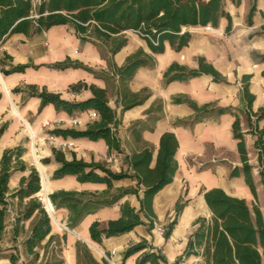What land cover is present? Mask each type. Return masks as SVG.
<instances>
[{"label": "crops", "instance_id": "0c3cea01", "mask_svg": "<svg viewBox=\"0 0 264 264\" xmlns=\"http://www.w3.org/2000/svg\"><path fill=\"white\" fill-rule=\"evenodd\" d=\"M32 1L37 4L40 0ZM253 3L256 10L249 22L248 13ZM223 5L231 16L230 31H225L227 25L225 17H220L216 26L184 27L183 29L190 31L191 38L180 50L173 49L166 42L163 52L152 53L146 40L140 38L134 31L127 30L122 33L126 43L111 54L109 48L104 46L97 48L93 43L81 40L70 25H55L30 35L13 33L0 42V66L7 69L10 65H30L21 72L6 75L0 72V125L8 122L7 128L0 135V157L4 149L23 145L25 153L22 159L29 166H34L39 173L41 185L36 196L44 203L43 205H47L46 198L56 190L102 193L107 190V184L80 182L75 175H65L56 179L51 177L59 162L52 155V148L56 146L51 142H45L43 134L53 128L85 129L91 122L88 120V110L75 111L69 115L65 111L55 110L52 104H47L38 112L40 99L36 96H27L23 91L13 92L12 89L15 87L36 84L48 91L58 92L62 98L72 101L84 100L91 96L89 89L72 91L69 88L78 81L106 89L108 105L116 117L113 131L119 139L120 151L109 152L103 139L93 141L87 138L60 136L73 143V146L63 150L66 159H71L74 155L87 162L104 161L112 171L131 172L126 161L127 155L150 147L153 150V165L161 134L171 131L178 140L175 153L178 167L172 181L153 197L152 205L156 220L151 230H148L145 224H140L119 236L103 237L101 244L90 238V224L98 220L104 225L107 220L118 218L123 202L128 201L136 210L139 209V197L135 194H127L116 203L85 215L71 228L67 225L68 210L55 208L49 199L50 206L54 209L52 214L48 210L52 219L51 233L59 236L65 234V241L62 243L65 247L61 251L63 264H77L75 251L77 241L87 244L92 255L98 260L103 257L101 253L104 252L110 258L108 260L110 264H136L141 252L126 258H123V253L129 245L142 238L153 246L152 250L160 251L165 257V261L160 264H174L175 259L185 249L188 236L194 231L193 224L196 218L211 216L203 198V189L220 187L230 195L244 198L249 207H252L253 196L243 175L230 178L229 173L233 167L241 166L237 140L232 135L234 113L240 116L243 131H247V122L244 119L247 106L242 96V76L246 74L251 76L249 91L254 95L252 110L257 111L264 106V76L261 74L264 70V59L261 57L264 55V33L261 30V26L264 25V0H241L238 4L231 0H223ZM138 50L152 56L153 63L139 67L128 81L127 87L139 97L143 95L146 97L141 103L124 108L125 100L122 97L124 86L115 73V68L124 65L127 58ZM4 54L10 57L5 58ZM66 57L82 62L96 71L98 76L82 68L54 69L45 66ZM198 57H203L211 64L224 80L214 81L211 74L202 73L186 80L165 81L164 73L172 63L196 69ZM32 65L39 67L35 68ZM174 97L188 98L199 107L209 104L205 109L210 112L202 117V120L193 122L195 110L186 102L175 103ZM216 108H227L228 111L221 114L211 111ZM71 117H77L85 123L74 126L69 121ZM138 121L143 125L142 130L139 129L140 124H136ZM46 122L48 126L44 128L43 124ZM262 124L264 123L260 122V126ZM244 138L249 162L256 165L254 137L250 133H245ZM43 158L49 160L43 162ZM27 174L28 171H15L11 174L8 181L10 192L19 186L20 178ZM253 176L257 185L258 206L264 221V193L259 183L257 168L253 169ZM135 183L136 181L129 177L113 180L110 191L135 186ZM141 193L142 187L139 189V196ZM179 200L184 202V206L171 235L165 241L162 236L163 227L172 219ZM8 207L7 224L0 235V245L3 244L1 253H4L0 257L2 264H10L11 254L5 253H15L14 249H10L11 243L19 247L20 259L25 255L32 256L24 251L21 244L29 230L30 220L25 221L24 233L14 236L10 219L11 214L16 213L19 208L18 200L9 198ZM60 223L67 226L66 232H61ZM46 241L47 239H44L41 245ZM39 248L40 256L44 249ZM189 257L193 264H202L201 257Z\"/></svg>", "mask_w": 264, "mask_h": 264}, {"label": "trees", "instance_id": "16d2710c", "mask_svg": "<svg viewBox=\"0 0 264 264\" xmlns=\"http://www.w3.org/2000/svg\"><path fill=\"white\" fill-rule=\"evenodd\" d=\"M238 4L241 0H231ZM253 3L249 9L248 20L255 12ZM227 19L226 32L232 26L231 16L225 11L223 0H40L34 4L32 0H0V42H3L13 33H32L47 30L55 25H70L75 35L83 41L93 43L97 48L101 46L109 48L111 54L118 51L125 43L126 38L122 33L127 30L134 31L140 38L146 40L147 46L152 53L164 51L165 43L180 50L186 46L191 38L189 30L183 29L190 26H216L219 18ZM264 33V25L261 26ZM5 58H9L4 54ZM264 59V55L261 56ZM198 67L188 69L176 63H172L164 73L165 81L186 80L200 74H211L214 81H222L224 77L203 57H198ZM152 56L138 50L129 56L124 65L115 68L119 80L123 84V107L128 108L139 104L146 95L138 96L130 92L127 87L128 81L133 77L136 70L141 66L151 65ZM29 64L10 65L5 69L0 66V72L9 74L21 72ZM39 67V65H32ZM45 66L54 69L67 67L82 68L94 75L98 73L78 60L66 57ZM264 76V70L261 72ZM251 76L246 74L241 78L242 96L245 101L244 119L247 122V131L241 127L240 116L234 113L232 122V135L237 140L241 166H235L230 170V178L243 175L246 185L252 196V207H249L244 198L228 194L220 187L203 189V198L211 212L206 218L199 216L194 221V231L187 239L185 249L179 255L174 264L181 262L183 258L191 255L201 257L202 264H263L264 261V221L258 206L256 182L253 169L257 168L259 183L264 193V106L257 111L252 110L254 95L249 91ZM72 91L89 89L91 96L84 100H66L60 93L48 91L45 87L36 84H25L15 87L13 92H25L27 96H36L40 99L38 112L47 104H52L55 110L65 111L69 115L75 111L93 109L98 113V118L89 122L85 129L76 128H53L49 130L63 138H87L89 140L103 139L109 152L120 151V142L113 131L116 124L114 111L108 105L106 89L87 84L82 81L69 86ZM175 103L186 102L196 112L193 122L202 120L209 110L205 108L209 104L197 106L186 98L174 97ZM217 114L228 111L227 108L211 110ZM139 129H143L141 122ZM8 122L0 125V135L7 128ZM136 130V129H135ZM250 133L254 137L253 147L256 152L257 164L252 165L244 141V134ZM178 148V140L173 132L165 131L159 139L158 151L155 162L152 165V148L145 147L142 150L132 152L126 156L127 165L131 172L112 171L104 161H84L73 157L66 159L63 150L52 148L53 158L59 162L53 171L52 178H61L65 175H75L80 182H104L107 190L102 193L79 192L74 190H56L48 195L55 208H66L69 212L68 227H74L87 214L95 212L103 206L116 203L127 194H135L139 197V209H135L128 201L120 205V216L116 219L107 220L104 225L98 220L89 226L90 238L102 243L103 237L119 236L129 232L140 224H145L148 230L154 227L156 213L153 210L152 200L154 195L173 179L178 164L175 153ZM25 153L23 145L4 149L0 157V235L6 227L8 213V199L16 198L19 208L13 215L12 233L14 236L24 231L25 221L30 220L29 230L21 244L24 251L39 256L37 248L43 247L47 255L48 248L55 255V249H61L65 241V234L59 236L52 234L51 219L44 208L42 201L36 196L40 190L39 173L34 166H29L22 159ZM48 158H43L47 162ZM15 171L25 172L20 178L19 186L12 192L8 188V181ZM132 178L136 181L135 186L118 188L111 192L112 181ZM142 193L139 196V189ZM184 206V202L177 201L175 213L172 219L163 227L162 236L165 241L171 235L177 217ZM47 239L44 245L41 242ZM153 246L142 238L138 242L129 245L123 258L141 252L136 259V264H160L165 257L160 251L152 250ZM77 264H110L105 257L96 259L90 252L87 244L77 241L75 244ZM10 264H16L18 256H9ZM46 264H61L62 260Z\"/></svg>", "mask_w": 264, "mask_h": 264}, {"label": "rangeland", "instance_id": "374dc122", "mask_svg": "<svg viewBox=\"0 0 264 264\" xmlns=\"http://www.w3.org/2000/svg\"><path fill=\"white\" fill-rule=\"evenodd\" d=\"M225 1V0H224ZM30 135H31V138H33V135L31 134L30 132ZM43 138H45V133L43 134ZM31 139H29L30 141ZM34 140H35V136H34ZM33 141V140H32ZM35 142V141H34ZM45 142H49V140L45 139ZM43 203V202H42ZM44 204V203H43ZM251 205V203H250ZM51 219V218H50ZM168 221V220H167ZM166 221V222H167ZM9 222V221H8ZM51 222H52V219H51ZM10 223V222H9ZM166 224V223H164ZM62 230L61 232H66L67 230L65 229H60ZM24 233V231L22 232V234ZM23 236V235H22ZM21 237V235H20ZM3 247V244L0 245V257L2 255H4V253H1V249ZM65 246L62 245V248L61 249H55V255H52V253L50 252V247L48 248V252H47V255L44 253V251H42V255L38 256L37 258H35L33 255L32 256H23V258L20 259V256H19V247L17 245H14V243H11V248L10 249H14V252L15 253H5V254H16L18 256V260L16 262V264H46V260L50 261V262H53V261H57V260H62V263L63 264V259H62V252L63 251V248ZM40 248H37V250H39ZM90 252H91V249H90ZM103 255V257L107 256L104 252L101 253ZM108 257V256H107ZM194 256H190L189 258H192ZM0 264L1 261H0ZM51 264V263H50ZM263 264H264V261H263Z\"/></svg>", "mask_w": 264, "mask_h": 264}, {"label": "built area", "instance_id": "2783aa9c", "mask_svg": "<svg viewBox=\"0 0 264 264\" xmlns=\"http://www.w3.org/2000/svg\"><path fill=\"white\" fill-rule=\"evenodd\" d=\"M88 120H94L96 118H98V113L93 110V109H90L88 110ZM70 123L74 126H77V125H82L84 124L85 122H82L79 118L77 117H71L69 119ZM48 126V122L44 123L43 124V127H47ZM44 139H47L49 140V142L53 143L54 146H56L55 148L57 149H60V150H64L66 148H70L71 146H73V143L71 141H67V140H64L59 136L53 134V133H50L49 131H46L45 132V138ZM11 220H13V215L11 214ZM59 229H65L67 230V226L60 223V226H59ZM105 258H107V260H109L110 258H108L107 256H105ZM193 261H190L188 258H183L181 260V262H177L176 264H193L192 263Z\"/></svg>", "mask_w": 264, "mask_h": 264}, {"label": "bare ground", "instance_id": "6f19581e", "mask_svg": "<svg viewBox=\"0 0 264 264\" xmlns=\"http://www.w3.org/2000/svg\"><path fill=\"white\" fill-rule=\"evenodd\" d=\"M43 179V178H42ZM43 185H44V181H43ZM45 200V199H44ZM45 202V201H44ZM47 204V209L49 210V212L52 214V210H54L53 208H51L49 200L46 198V203Z\"/></svg>", "mask_w": 264, "mask_h": 264}, {"label": "water", "instance_id": "95a60500", "mask_svg": "<svg viewBox=\"0 0 264 264\" xmlns=\"http://www.w3.org/2000/svg\"><path fill=\"white\" fill-rule=\"evenodd\" d=\"M40 185H41V180H40ZM49 200V198H47ZM44 208L45 210L47 211L48 215H49V212H48V209L46 208V206L44 205Z\"/></svg>", "mask_w": 264, "mask_h": 264}]
</instances>
